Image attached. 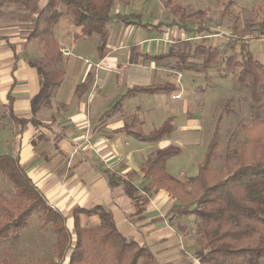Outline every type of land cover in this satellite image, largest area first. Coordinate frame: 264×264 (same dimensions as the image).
<instances>
[{
    "label": "crops",
    "instance_id": "crops-1",
    "mask_svg": "<svg viewBox=\"0 0 264 264\" xmlns=\"http://www.w3.org/2000/svg\"><path fill=\"white\" fill-rule=\"evenodd\" d=\"M17 1L5 3L0 16V148L8 147L7 153L19 159L49 206L66 218L73 235L77 211L81 210L77 212L80 228L97 227L100 216L86 212L102 207L112 213L118 231L147 247L158 263L201 264L193 242L181 234L176 218L169 213L181 201L167 189L155 187L143 172L157 150L174 146L182 154L186 147L192 148L191 136L201 127L195 120L182 125L179 139L175 138L178 105L188 116L191 101L179 87L182 76L164 74L166 69L156 60L171 49L164 40L166 28L158 33L130 25L115 46L110 44L108 49L107 42L103 56L98 43V61L84 59L83 66L74 56L86 41L75 37L77 29L61 19L55 37L60 46L57 68L62 71V83L50 101L34 108L32 101L42 84L30 62L43 56V46L32 37L33 17ZM47 2L40 0L38 6L43 8ZM122 31L120 28L119 35ZM162 74L174 76L176 83H159ZM54 78L59 80L57 75ZM159 85L170 88L129 93ZM159 108L165 110L159 111L161 115ZM168 121L174 131L157 143L143 142L135 135L148 134ZM147 123L149 129H141ZM196 173L167 174L175 180H188ZM131 187L136 189L135 197L143 196L141 202L130 197ZM37 246L38 252L42 250Z\"/></svg>",
    "mask_w": 264,
    "mask_h": 264
},
{
    "label": "trees",
    "instance_id": "trees-1",
    "mask_svg": "<svg viewBox=\"0 0 264 264\" xmlns=\"http://www.w3.org/2000/svg\"><path fill=\"white\" fill-rule=\"evenodd\" d=\"M13 0L0 1L1 8L5 3ZM122 0H48L46 5L39 10L35 17V26L32 37L37 38L43 46V56L31 65L37 68L41 76V91L33 101V107L39 103L50 101L53 92L62 83V71L57 68L61 62L60 46L55 37V27L58 21L70 15L73 26L77 29V38H98V51L103 56L109 39L111 25L125 24L154 29L162 33V29L177 28L180 31L196 33H213L206 21L188 23L200 13L192 14L185 18L148 24L143 15L130 12H114L117 2ZM37 5L34 4V8ZM37 9V8H36ZM173 13V12H172ZM175 14V13H174ZM188 19V21H187ZM245 32L252 30L264 31V18L253 24L247 25ZM178 44L190 45L189 40ZM175 45V46H174ZM171 46L170 52L156 60L177 57L180 61L179 71L190 69L187 65L190 58L204 57L202 69L210 68L212 64L219 63L218 57L225 65V72H231L237 84L245 89L252 102V122L262 123L264 119V63L252 58L250 53L244 52L241 46L239 55L223 51L220 47L206 46L199 43L194 51L175 54L176 49L184 48ZM229 45V44H228ZM253 45V44H252ZM228 47V46H226ZM230 50L236 51L231 46ZM223 51V54H222ZM188 66V67H187ZM59 76V80L54 77ZM169 85L142 87L133 92H156L168 90ZM232 100H228L223 111L233 114L230 108ZM223 114V113H222ZM219 117L213 138L208 146V151L200 164L198 175L193 177L192 185L199 184L201 195L196 200L186 202L179 191H184L185 186L179 180L170 177L166 172L167 163L181 153L178 147H168L154 152L143 167L145 178L152 180L158 189H167L173 196L181 201L170 210L172 218L194 215L199 220L198 235L200 248L196 251V258L201 264H263L264 261V163H251L239 165L235 171L222 180H217L211 185L202 183L203 175L212 165L214 153L218 146ZM21 121V120H17ZM21 123H26L21 121ZM171 121L153 130L148 134L136 133V137L146 143H157L173 133ZM0 178L9 182L12 187V199L0 196V264H160L151 251L133 240H127L117 229L113 215L105 208L98 207L88 214H98L101 223L97 227L80 228L78 226V213L74 214L76 225L75 235L67 227L66 218L49 206L44 195L36 187L19 159L11 154L0 155ZM197 188V187H196ZM136 189H129L130 197L141 202V196H136ZM186 192V191H184ZM189 196V194H186ZM42 213L44 221L52 224V231L56 239L52 249L55 255L50 259L38 247L39 257L43 260L30 262L20 260L17 255L7 254L8 248L4 244L15 240L21 231L28 227V220L34 213ZM85 212V211H84ZM179 230H181L179 228ZM8 240V241H7ZM5 249V250H4ZM1 251L5 253L2 257ZM35 256V255H34ZM7 257V258H6ZM2 259V261H1Z\"/></svg>",
    "mask_w": 264,
    "mask_h": 264
},
{
    "label": "rangeland",
    "instance_id": "rangeland-1",
    "mask_svg": "<svg viewBox=\"0 0 264 264\" xmlns=\"http://www.w3.org/2000/svg\"><path fill=\"white\" fill-rule=\"evenodd\" d=\"M17 2L24 5L30 12V16L33 17V22L35 23V17L38 15L39 10L42 9V7L38 6L40 0H18ZM34 4L37 5V9L34 8ZM114 9V12L120 13H139L143 15L145 22L157 24L159 22H169L179 19L182 14L187 18L192 14L200 13V16L194 17L190 21L187 19L188 23L204 20L214 30L213 34L216 31L222 34L219 37L206 40L204 36L201 39H197L196 33L180 31L176 27L172 30L166 29L164 40H168L167 46L171 47L177 44L175 48H184L183 51L176 49V55L180 54V52L189 53L190 50L194 51L199 43L206 46L220 47L223 51L227 50V56L230 53L239 55L241 46L232 45L226 38V34L234 31L241 34L247 30L245 29L247 25L259 22L264 18V0H122L116 3ZM61 19L66 26H71L72 19L70 15H66ZM3 23H10V20H4ZM129 27L130 25L117 23L113 26L111 25L109 28L108 49H110V44L111 46L116 45L118 37L122 38L127 34L124 30ZM120 28L123 29L121 35L118 32ZM200 35L202 36V34ZM83 39H85L86 44H83L85 46H82L80 49L77 48L74 57L84 66V59H90L93 62L98 61V38ZM183 39L189 40L190 45L178 44ZM231 46L235 47L236 51L230 50L229 47ZM244 48L245 53H250L253 59L264 63V45L254 42L253 45L244 46ZM108 49L106 51H110ZM113 49L111 48V50ZM123 52L116 54L122 55ZM203 58L201 56L190 58L187 61V65H190L191 68L182 71L177 69L180 61L176 56L160 60V64L167 71L164 74H171L176 77L182 76L179 87H181L185 97L191 101L190 115L188 116L183 115L182 107H180L181 104L178 105L176 126L179 131H177L175 138L178 140L180 137V126L187 123L189 125L191 123L194 124V120L201 124V127L197 131L195 130L191 136L195 145L192 148L186 147L182 154L173 157L169 161L166 171L174 177H179L182 172L188 175H194L197 172L195 176L198 175L199 165L205 158L219 117L223 113L222 121L219 124L218 146L215 149V158L201 180L202 183L211 185L217 180L224 179L239 168V165L264 163V119L260 124L252 122V102L249 94L237 84L231 72H225V65L221 61V57H218L219 63L212 64L206 70L202 69L201 64L205 59ZM158 82L176 83V80L174 76L168 78L162 74ZM228 100L233 101L230 105V108L234 112L233 114H227L223 111ZM157 111L165 110L159 108ZM159 115H161L160 112ZM142 125L143 128L141 129H149L146 128L148 127V123ZM172 138L173 136L170 137V139ZM3 149L0 148V155L4 153L8 154V147ZM193 177L190 176L188 180H185V178L179 180L186 189L184 190L186 192L181 190L178 193L182 195L183 201L186 199V202H190L196 200L201 195L199 184H196L197 188L192 185ZM186 194H189V196ZM1 195L8 199L14 197L11 185L3 178H0ZM176 224L181 229V234L185 235L187 240L193 242L197 251L200 248V236L197 232L199 220L194 215L176 217ZM9 239V242L4 244L3 248H8L7 254L13 251L11 254L20 256L17 258L22 261L28 259L30 262H39L43 260L42 258L51 259L55 255L52 247L56 235L52 231V224L44 221L42 213H34L28 220V227L21 231L19 237L15 240ZM37 245H41L39 248H42L41 251L46 256L40 258L41 256L39 257V254H36L38 252L34 249L38 247ZM1 255L4 257L5 253L1 251Z\"/></svg>",
    "mask_w": 264,
    "mask_h": 264
},
{
    "label": "built area",
    "instance_id": "built-area-1",
    "mask_svg": "<svg viewBox=\"0 0 264 264\" xmlns=\"http://www.w3.org/2000/svg\"><path fill=\"white\" fill-rule=\"evenodd\" d=\"M214 31V30H213ZM225 34V33H224ZM222 34L218 31L216 33H204L201 35H197V39H201L204 36V39L209 40L211 38H216L221 36ZM226 38L232 45H243L249 46L257 42L259 45H264V31L252 30L249 32L237 33L236 31L226 34ZM86 63H89L86 61Z\"/></svg>",
    "mask_w": 264,
    "mask_h": 264
}]
</instances>
